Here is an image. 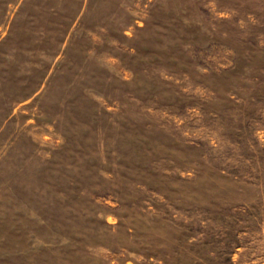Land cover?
Returning <instances> with one entry per match:
<instances>
[{
    "label": "rangeland",
    "instance_id": "rangeland-1",
    "mask_svg": "<svg viewBox=\"0 0 264 264\" xmlns=\"http://www.w3.org/2000/svg\"><path fill=\"white\" fill-rule=\"evenodd\" d=\"M0 264H264V0H0Z\"/></svg>",
    "mask_w": 264,
    "mask_h": 264
}]
</instances>
